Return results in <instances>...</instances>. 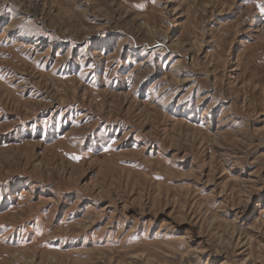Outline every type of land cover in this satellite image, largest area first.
Returning a JSON list of instances; mask_svg holds the SVG:
<instances>
[{"label": "rangeland", "instance_id": "obj_1", "mask_svg": "<svg viewBox=\"0 0 264 264\" xmlns=\"http://www.w3.org/2000/svg\"><path fill=\"white\" fill-rule=\"evenodd\" d=\"M0 264H264V0H0Z\"/></svg>", "mask_w": 264, "mask_h": 264}]
</instances>
